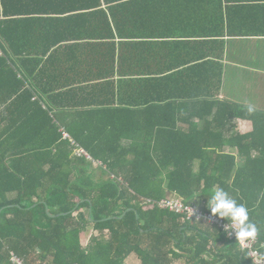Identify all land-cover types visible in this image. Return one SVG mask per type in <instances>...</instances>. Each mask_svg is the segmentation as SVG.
Listing matches in <instances>:
<instances>
[{
  "label": "trees",
  "instance_id": "obj_1",
  "mask_svg": "<svg viewBox=\"0 0 264 264\" xmlns=\"http://www.w3.org/2000/svg\"><path fill=\"white\" fill-rule=\"evenodd\" d=\"M58 1L61 6L39 13L50 17L36 18L37 9L14 8L21 0H0V264H10L11 252L25 264H125L132 253L142 264H169L172 244L192 245L185 251L202 257L210 254L211 240L232 242L217 226L202 231L207 223L184 220L147 200L178 195L206 208L214 187L248 207L264 253V112L217 97L222 38L264 36V0ZM162 6L193 7L198 39L210 40L196 44L210 43L218 53L212 60L198 53L178 73L179 64H150L146 79L116 83L112 71L98 68L101 63L117 62L124 75L125 62L162 58L156 41L126 39L138 35L133 29L157 35V26L129 21L156 18ZM49 20L55 24L50 28L65 33H77L80 22L98 23L84 27L99 39L96 49L106 51L95 52L92 62L102 72L92 81L56 83L65 76L53 66L56 54L61 48L73 52L77 41L44 40ZM159 44L173 49V42ZM169 57L176 60L163 55ZM128 87L134 89L127 95ZM60 110L73 117L62 125L91 160L62 139ZM195 118L203 120L201 127ZM238 118L250 120L252 131L227 138ZM227 141L250 151L244 166L223 150ZM259 147L261 155L254 157ZM92 162H100L94 165L102 172ZM90 224L97 233L86 244ZM185 225L194 234L183 238Z\"/></svg>",
  "mask_w": 264,
  "mask_h": 264
},
{
  "label": "crops",
  "instance_id": "obj_2",
  "mask_svg": "<svg viewBox=\"0 0 264 264\" xmlns=\"http://www.w3.org/2000/svg\"><path fill=\"white\" fill-rule=\"evenodd\" d=\"M61 6V2L54 0H21V3L14 7L18 10L20 9H37L38 12H35L34 17L43 18L50 17V14H39V13H48L47 8H55ZM176 8V10L174 9ZM174 8L162 6L158 7L159 15L156 18L150 16L147 17H137L132 18L129 21V24L141 25V27L155 25L157 26V35H148V30H135L136 34L133 38H126L127 41H156V46L158 48L159 54L162 58H157L154 62H148L149 60H143L141 62L128 61L125 62V74H118V65L117 62L101 63L100 67L96 66L92 61L96 53L105 54L104 49H96V46L99 43V39L91 36L92 33L85 31V26H95L97 22H80L78 23L81 27L77 33H65L61 30L57 31L52 29L55 25L53 20L47 21L44 25V33L41 35L44 40L47 41H77L71 42L76 43L75 49L68 51L66 48H61L56 54L57 59L55 61V68L59 70V73L65 74V76L60 77L58 80H55L57 84L63 86L67 80L73 78H79L82 81L88 79L92 81L91 76L97 75L102 71H99L98 68L105 69L108 73L113 72L114 81L117 83L119 79H124L127 84H131L132 80H142L146 79L149 73L150 64H157L158 67L166 64H179L178 70L180 72L190 68V63L194 62L189 59H195L198 55L207 56L212 60L214 51L210 43H203V45H197L198 41H210L203 38L198 39L196 34V24H197V14L193 11V7L190 6H175ZM65 22H58V24H64ZM61 27V26H57ZM162 27V28H160ZM132 30V32H133ZM141 33V34H140ZM93 35V34H92ZM32 35L30 36V39ZM39 37V39H41ZM132 39V40H130ZM224 53L222 59L219 60V67L222 69V83L221 89L218 94V99L233 101L239 104L247 105L252 107L254 110L264 112V36H241V37H231L224 36ZM117 38H115L117 44ZM111 40H108L110 42ZM169 43L173 42L172 48H166L165 45L159 43ZM179 43V44H177ZM180 43L182 45H180ZM64 46V45H63ZM61 46V47H63ZM201 46V47H198ZM111 48L109 47L108 51L110 53ZM136 53V51H133ZM169 52L171 54H169ZM163 55L172 56L176 60H170L169 58H163ZM48 56V54L46 55ZM144 57L147 55L144 54ZM72 57L79 58L75 62L69 61ZM74 59V58H72ZM188 60V61H186ZM58 61V63H57ZM54 64V63H53ZM182 64V66H181ZM181 67V68H180ZM68 68H74L75 73L70 71V74L67 75L66 72ZM209 75L213 71V68L209 65ZM218 68V67H217ZM135 71V73H132ZM158 73V72H157ZM136 74V75H132ZM160 75V74H156ZM88 77V78H87ZM124 77V78H123ZM160 77V76H157ZM89 81V82H91ZM86 85V84H83ZM89 85H92L91 83ZM134 88L130 89L128 87V94H131ZM148 88H146L147 90ZM85 96V95H84ZM83 96V97H84ZM44 104V103H43ZM45 105V104H44ZM61 110L59 115H61L60 121L57 122L59 125L63 126L64 121H71L73 117H62ZM195 122L199 123L200 127L203 125V120L195 118ZM235 127L230 130L227 134V138H230L235 135H245L252 131L253 125L252 122L248 119L238 118L234 121ZM65 128V126H63ZM223 150L226 153H232L237 157V167L244 166L247 156L250 154V151L244 150L240 151V148L237 144L229 141L226 142ZM262 149H255L252 151V155L255 157L261 155ZM260 153V154H259ZM264 161V157H263ZM237 168H235L236 170ZM172 196V195H171ZM86 212V210H85ZM182 223V222H181ZM215 226V225H214ZM213 225L202 224L200 229L202 231H213ZM96 231L93 228V225L90 224L87 227L86 232L83 235V241L88 244L92 236L96 235ZM180 233H182L183 238L185 236H191L194 234V230H191L190 226H182L180 228ZM211 244L208 245L209 253L202 254V257L194 258L193 252L185 251L192 250V245H177L172 244L171 248L174 250L175 255H171L169 264H252L248 254L245 251H242L240 247L236 244L219 241V243H214L211 240ZM183 249V250H182ZM125 264H142L138 256L134 253L130 254L126 260Z\"/></svg>",
  "mask_w": 264,
  "mask_h": 264
},
{
  "label": "built area",
  "instance_id": "obj_3",
  "mask_svg": "<svg viewBox=\"0 0 264 264\" xmlns=\"http://www.w3.org/2000/svg\"><path fill=\"white\" fill-rule=\"evenodd\" d=\"M0 54L2 51L0 50ZM59 131L62 134V139L68 140L72 146L75 147V155L85 156L87 159H92L90 154L74 140L71 134L67 131L66 128L60 126ZM97 163V162H95ZM99 164H101L99 162ZM147 202L157 204L159 208L168 210L170 212L182 215L184 220L189 221H199L211 225L217 226L227 237V239L235 243L240 247L242 251H245L252 264H264V253L261 251L259 245V234L254 239L247 241H239L235 236V232L232 229L226 230V225L228 221L220 218L219 216H213L211 210L203 208L202 206L196 204H188L184 199L178 195H172L160 200H151L148 199ZM10 264H25L24 260L16 255L14 252L10 253Z\"/></svg>",
  "mask_w": 264,
  "mask_h": 264
},
{
  "label": "clouds",
  "instance_id": "obj_4",
  "mask_svg": "<svg viewBox=\"0 0 264 264\" xmlns=\"http://www.w3.org/2000/svg\"><path fill=\"white\" fill-rule=\"evenodd\" d=\"M207 197L211 214L227 220L226 230H234L237 240L243 242L257 236L259 229L250 219V211L244 203L238 202L223 187L210 189Z\"/></svg>",
  "mask_w": 264,
  "mask_h": 264
},
{
  "label": "rangeland",
  "instance_id": "obj_5",
  "mask_svg": "<svg viewBox=\"0 0 264 264\" xmlns=\"http://www.w3.org/2000/svg\"><path fill=\"white\" fill-rule=\"evenodd\" d=\"M92 163H93V162H92ZM94 163H95V162H94ZM94 163H93V165H94ZM97 164H99V163H95V165H97ZM95 165H94V167H95V169H96L95 171L98 172V173L102 172V171H101V170H102L101 167H99V166H95Z\"/></svg>",
  "mask_w": 264,
  "mask_h": 264
},
{
  "label": "water",
  "instance_id": "obj_6",
  "mask_svg": "<svg viewBox=\"0 0 264 264\" xmlns=\"http://www.w3.org/2000/svg\"><path fill=\"white\" fill-rule=\"evenodd\" d=\"M203 203L206 204V209L210 210V207L208 205V201L204 200Z\"/></svg>",
  "mask_w": 264,
  "mask_h": 264
}]
</instances>
